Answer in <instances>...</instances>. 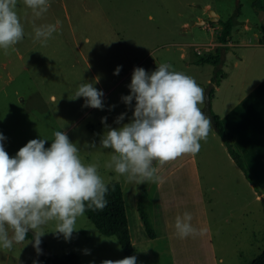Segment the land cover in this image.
<instances>
[{
	"label": "rangeland",
	"instance_id": "rangeland-1",
	"mask_svg": "<svg viewBox=\"0 0 264 264\" xmlns=\"http://www.w3.org/2000/svg\"><path fill=\"white\" fill-rule=\"evenodd\" d=\"M49 4L48 11L36 18L18 0L16 11L24 37L7 54L0 49V132L6 137L5 150L15 156L29 140L44 137L49 138L45 145L49 147L53 133L65 131L80 149L82 161L98 165L105 183H122L135 250L125 253L118 238L102 234L86 212L77 218L78 230L69 239L52 231L55 222L42 226L47 249L58 256L74 249L81 264L133 255L137 264H248L264 249V179L252 182L247 178L209 117L213 129L200 142L197 154L162 166L154 162L160 183L130 184L106 169L112 151L100 147V140L106 130L102 118H107V125L119 127L116 119L121 113H127L122 123L133 115L135 100L129 107L122 96L130 94L135 67L150 73L157 64L168 63L172 70L193 77L205 93L217 67L196 60L209 53L208 43L219 40L222 27L211 28L198 21L210 23V9L226 20L240 4L239 19L245 20L241 28L246 22L252 24L245 33L248 43L240 44L234 33L236 43L229 46L222 66L231 78H226L219 92L216 88L221 80L214 81V92L226 102L214 100L212 106L228 131L236 134L233 144L243 153L244 163L252 166L256 150L247 147L254 143L250 140L254 135H249L248 87L243 86V79L247 73L259 79L263 75L252 69V63L257 55L264 56V45L257 43L264 25V0H49ZM34 24H56L57 30L42 44L34 39ZM215 24L221 25L220 21ZM87 82L103 91V109L85 107L84 97L71 98ZM93 143L96 148H91ZM143 195L156 231L153 237L138 210ZM184 212L192 214L191 223L199 234L181 239L174 224ZM34 242L26 238L14 243L12 252L19 257L12 264H38Z\"/></svg>",
	"mask_w": 264,
	"mask_h": 264
},
{
	"label": "clouds",
	"instance_id": "clouds-1",
	"mask_svg": "<svg viewBox=\"0 0 264 264\" xmlns=\"http://www.w3.org/2000/svg\"><path fill=\"white\" fill-rule=\"evenodd\" d=\"M34 17L43 16L49 9V0H22ZM18 0H0V49H9L24 37V27L16 11ZM149 19L154 17L149 16ZM59 21L56 22L58 24ZM56 24L33 25L34 39L42 44L56 32ZM150 73L135 67L130 94L122 96L129 107L135 100L133 115L122 123L127 113H121L116 123L107 125L100 147L112 154L104 167L123 176L126 182L160 183L158 165L175 161L185 155H195L212 131L211 120L202 112L204 89L186 73L172 70L168 63L157 64ZM120 66L114 74L118 75ZM104 93L93 83H81L72 99L85 98V107L103 109ZM6 139L0 132V250H12L14 243L25 240L34 230V247L39 252L42 226L55 222L54 232L65 239L72 236L78 217L86 207L103 210L108 187L95 163L85 164L77 144L65 131L53 133L49 138L29 140L15 156L5 150ZM91 148H96L95 143ZM192 214L184 212L175 218L176 235L183 239L199 234L192 223ZM101 264H137L136 256L123 259H105Z\"/></svg>",
	"mask_w": 264,
	"mask_h": 264
},
{
	"label": "trees",
	"instance_id": "trees-1",
	"mask_svg": "<svg viewBox=\"0 0 264 264\" xmlns=\"http://www.w3.org/2000/svg\"><path fill=\"white\" fill-rule=\"evenodd\" d=\"M241 5L234 10V12L226 20L219 19L222 25V31L219 36V40L226 42L232 33L233 27L239 24L241 21L239 19L241 13ZM211 25H215V21L210 22ZM262 35L260 38L261 43H264V25L261 26ZM226 46L222 45L214 53H209L200 56L197 60V64L202 63H212L217 67L215 74L213 76V81L217 83L225 76L224 68L220 67L221 53L222 49ZM215 88L211 91V96L213 97ZM216 118V129L218 134L222 137L223 141L227 145L230 155L234 158L236 163L245 171V175L250 181H254L252 175L248 172L246 165L243 161L241 154L235 149L233 145L234 135L229 132L221 118L217 113L214 112ZM108 187V192L106 193L107 205L103 210L93 211L86 207V214L94 222L99 231L104 235H115L123 248L124 252L127 254H132L135 250L129 217L127 213L126 201L123 191V186L120 181H111L106 183ZM144 194V191L143 193ZM138 210L140 212L143 223L146 227L149 236L153 237L156 235V231L152 226L149 214L146 209L144 202V195L139 199ZM26 238H33L32 233L29 231ZM41 240L45 244V241L41 237ZM37 250V248H36ZM38 252V251H37ZM39 253V252H38ZM38 264H81L80 254L74 250L69 249L64 256H58L57 254L44 255L41 260L38 259ZM248 264H264V249L255 256Z\"/></svg>",
	"mask_w": 264,
	"mask_h": 264
},
{
	"label": "crops",
	"instance_id": "crops-1",
	"mask_svg": "<svg viewBox=\"0 0 264 264\" xmlns=\"http://www.w3.org/2000/svg\"><path fill=\"white\" fill-rule=\"evenodd\" d=\"M217 15H218V13H217ZM218 20H217V22H218ZM198 23H207V24H205V26L207 25L208 27L216 28V29L222 27V25H220V26H217L216 24L211 25V23L206 22L204 19H200V21H198ZM244 23H245V20H241V22L239 24H237L233 27L232 33H231L228 41L222 42V41L218 40L217 39L218 37H217L215 40H212L211 42H209L208 43L210 45L209 53L216 52L220 46L224 45V46H226L225 47V49H226L225 59H226L228 57V54H229V49H228L229 46L234 45L236 43L233 40L234 35H235L234 33H236L237 38L241 41L240 44L248 43L245 40V33H246V30L252 24L250 22H246V25L248 24V26L245 25L244 26L245 28L242 29L241 27H243L242 25ZM236 27L238 29L237 32H235ZM261 35H262V32L260 31L259 39H258L257 43L264 45V43H261V41H260ZM187 44L194 45L195 43L189 42ZM254 61L255 62L252 63L253 64L252 69L253 70H260L261 72H263L262 78L259 79L257 77H254L253 75H249L247 73L243 79V86L248 87V89H247L248 92L246 93L245 98L247 100H249V102L245 106V108H246L247 114L249 115L248 126H249V129L251 130L249 135H254V137L250 139L251 142H254V143H250V145H247V147H248V149L250 148L251 151L256 150V152L252 153L254 155L252 158L253 165L250 167L247 164H245V165H246L248 172L252 175L254 182H256L257 180L264 179V56L257 55L256 60H254ZM235 64H238V60L235 61ZM230 74L231 73L226 70L225 76L221 79V82L219 83L220 85L219 84L217 85L216 89L218 92L220 91L219 89L221 88V84L226 80V78H229V79L231 78ZM217 96H218V94H216L214 92L213 97H212V104H213L214 100H216L218 102H223V103L226 102L225 99L224 100L220 99V97H217ZM212 108H213L214 112L217 113L219 115V117L221 118L220 113L217 110H215L213 106H212ZM221 120L223 121L222 118H221ZM223 123H224V121H223ZM224 125H225V123H224ZM232 134L234 135V137H233V141H234L236 138V134L235 133H232ZM248 140H249V138H248ZM234 147L237 150L236 146H234ZM240 147L244 152H246V154L248 153V150H247L245 145H241ZM261 149H263V150H261ZM242 154H241V156H242ZM248 155H251V153L249 152ZM243 157H244V155H243ZM244 159L245 158H243V160ZM161 186H163L162 183H161ZM163 193L164 192H162V190H161V195H162L161 202L164 205ZM163 210H164V214H165V207H163ZM165 221H167L166 214H165ZM164 223H165L166 230H167L168 224H167V222H164ZM6 252L9 254L8 256H6V254H5ZM14 257H19V256L15 255L12 252V250H10V251L0 250V264H12Z\"/></svg>",
	"mask_w": 264,
	"mask_h": 264
},
{
	"label": "water",
	"instance_id": "water-1",
	"mask_svg": "<svg viewBox=\"0 0 264 264\" xmlns=\"http://www.w3.org/2000/svg\"><path fill=\"white\" fill-rule=\"evenodd\" d=\"M210 13L212 14L211 15V20L212 21H217L219 19L218 16H217V12L214 9H210ZM225 51H226V49L223 48L222 49V53H221V61H220V64H219L220 67H222L224 65ZM214 86H215V82L212 81V82H210V84L208 85V87L206 89V92H205V103H204L202 112L205 114L206 117H209L213 121L215 126H217L216 125V118H215V115L213 114L212 96H211V91L214 88ZM29 231L32 233V237H33V239L35 241L34 230L30 229ZM39 249H40V251H39V260H41L44 255H49V254L53 253V252H51L50 250L47 249L46 245L43 243L42 240H41V243L39 245Z\"/></svg>",
	"mask_w": 264,
	"mask_h": 264
}]
</instances>
